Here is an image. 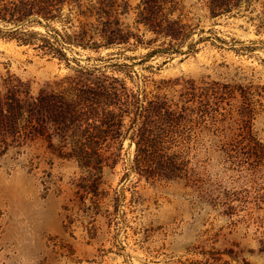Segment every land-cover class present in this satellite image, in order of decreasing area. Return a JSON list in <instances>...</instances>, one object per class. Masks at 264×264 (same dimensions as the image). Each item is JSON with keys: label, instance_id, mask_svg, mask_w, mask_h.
Wrapping results in <instances>:
<instances>
[{"label": "rangeland", "instance_id": "374dc122", "mask_svg": "<svg viewBox=\"0 0 264 264\" xmlns=\"http://www.w3.org/2000/svg\"><path fill=\"white\" fill-rule=\"evenodd\" d=\"M0 264H264V0H0Z\"/></svg>", "mask_w": 264, "mask_h": 264}]
</instances>
